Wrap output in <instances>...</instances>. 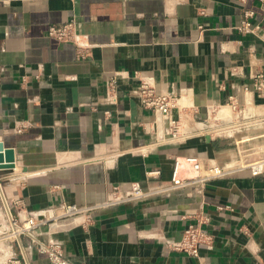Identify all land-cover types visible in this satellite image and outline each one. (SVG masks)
Here are the masks:
<instances>
[{
  "label": "crops",
  "instance_id": "0c3cea01",
  "mask_svg": "<svg viewBox=\"0 0 264 264\" xmlns=\"http://www.w3.org/2000/svg\"><path fill=\"white\" fill-rule=\"evenodd\" d=\"M247 10L255 33L236 29ZM71 20L90 46L84 58L48 35ZM258 74V0H0V141L16 152V168L0 170V202L41 221L38 240L60 245L70 264H264V174L104 205L115 187L170 183L176 158L235 164L236 141L264 135ZM141 78L179 98L184 140L141 106ZM181 174L203 171L184 164ZM63 204L98 208L63 217ZM199 223L211 237L199 257L170 247ZM13 247L23 264H53L27 234Z\"/></svg>",
  "mask_w": 264,
  "mask_h": 264
},
{
  "label": "built area",
  "instance_id": "2783aa9c",
  "mask_svg": "<svg viewBox=\"0 0 264 264\" xmlns=\"http://www.w3.org/2000/svg\"><path fill=\"white\" fill-rule=\"evenodd\" d=\"M260 10L264 14V0H258ZM255 13L252 10H247L244 18L236 27L241 33L252 32L255 33L260 27L252 22ZM48 35L57 39L60 42H72L77 45L79 55L84 58L87 50L90 47L82 42V34L79 26L75 20H71L61 26H51L48 29ZM120 74V73H119ZM122 75V74H121ZM264 76L258 74L255 77L254 89L259 96L264 98ZM118 74L111 77L107 84V99L113 102L117 101L114 93L117 89ZM249 90V88H245ZM141 106L146 110H151L161 113L169 124V136L173 140H184L187 136V131L180 114L175 115L174 111L178 108L179 98L171 93L159 92L155 83L150 79H140V83L134 91ZM230 106L237 110L239 106L235 100H232ZM18 131H22L21 128ZM237 158L235 164L219 165H204L203 162L196 157L176 158L174 161L173 173L170 183L164 185H157L156 187H146L140 183H133L130 190H122L115 187L108 201L104 204L107 206H114L123 203H129L137 200L151 198L153 196L165 195L172 191L179 189H186L193 187L195 184H204L208 181L224 178L232 174L248 171L252 176H260L264 174V135L254 136L236 141ZM186 164L193 172L203 171V175L196 177L184 178L181 174L183 165ZM159 175V171L151 173L150 175ZM97 206H78L76 204H63L61 212L63 217H78L86 215ZM14 222L19 221L21 226H17L19 235L27 234L30 236L32 244L36 246L41 252L48 255L53 264H70L64 255L63 248L58 244L50 242H42L37 238V230L41 227L42 222L36 217L30 216L22 219L20 216L18 220L13 219ZM211 237L200 227L199 224H191L184 231L181 241L173 242L171 248L176 251L184 252L188 255L199 257L202 245H210Z\"/></svg>",
  "mask_w": 264,
  "mask_h": 264
},
{
  "label": "rangeland",
  "instance_id": "374dc122",
  "mask_svg": "<svg viewBox=\"0 0 264 264\" xmlns=\"http://www.w3.org/2000/svg\"><path fill=\"white\" fill-rule=\"evenodd\" d=\"M6 209L0 202V264H23L13 247V243L19 237L16 225L21 226V224L19 221H13L17 217L16 214L12 215L13 219L11 220Z\"/></svg>",
  "mask_w": 264,
  "mask_h": 264
},
{
  "label": "water",
  "instance_id": "95a60500",
  "mask_svg": "<svg viewBox=\"0 0 264 264\" xmlns=\"http://www.w3.org/2000/svg\"><path fill=\"white\" fill-rule=\"evenodd\" d=\"M14 168H16L15 149L6 147L4 142L0 141V170H10Z\"/></svg>",
  "mask_w": 264,
  "mask_h": 264
},
{
  "label": "bare ground",
  "instance_id": "6f19581e",
  "mask_svg": "<svg viewBox=\"0 0 264 264\" xmlns=\"http://www.w3.org/2000/svg\"><path fill=\"white\" fill-rule=\"evenodd\" d=\"M1 193V192H0ZM4 203H5V201H4ZM6 205V208H7V213H8V217L12 220L13 219V214H12V212H11V210H10V208L7 206V204H5ZM15 228V227H14Z\"/></svg>",
  "mask_w": 264,
  "mask_h": 264
}]
</instances>
